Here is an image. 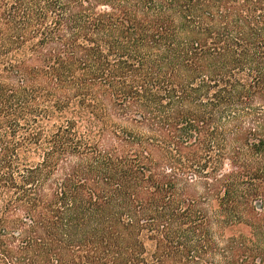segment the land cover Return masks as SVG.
<instances>
[{
  "label": "trees",
  "instance_id": "16d2710c",
  "mask_svg": "<svg viewBox=\"0 0 264 264\" xmlns=\"http://www.w3.org/2000/svg\"><path fill=\"white\" fill-rule=\"evenodd\" d=\"M0 264H264V0H0Z\"/></svg>",
  "mask_w": 264,
  "mask_h": 264
}]
</instances>
